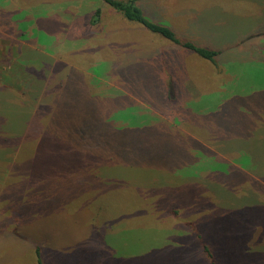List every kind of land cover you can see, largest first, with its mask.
<instances>
[{
    "label": "rangeland",
    "instance_id": "rangeland-1",
    "mask_svg": "<svg viewBox=\"0 0 264 264\" xmlns=\"http://www.w3.org/2000/svg\"><path fill=\"white\" fill-rule=\"evenodd\" d=\"M137 4L219 64L103 0H0V264L38 239L43 264H264V0Z\"/></svg>",
    "mask_w": 264,
    "mask_h": 264
},
{
    "label": "trees",
    "instance_id": "trees-1",
    "mask_svg": "<svg viewBox=\"0 0 264 264\" xmlns=\"http://www.w3.org/2000/svg\"><path fill=\"white\" fill-rule=\"evenodd\" d=\"M103 1L107 3L109 6H111L115 11L122 13V15L126 19L131 20V21H136L140 23L141 25L147 27L152 32L158 33L162 35L163 37H165L166 39L176 44H179L185 47L186 49L195 51L200 57L207 60L210 64H214L215 66L219 64L217 58L222 52L221 49H217L212 46L206 47L203 45H197L192 41L180 39L177 36L176 32L171 27H169L168 25L159 23V22H154L148 16H146L142 7L137 4V0H103ZM101 13H102L101 7H97L95 10L93 19L91 20L92 24H96L99 21V17L101 16ZM102 124H105V123L103 122ZM85 125L88 130V137L93 136L94 138L91 140H87L84 138L83 140L86 143L85 142L80 143L79 141H77L78 142L77 149L85 155L94 154L96 156L100 154L102 155L103 159L107 158V160H111L112 158H114L115 157L114 152L109 151V147H107L109 143L106 141V139L103 140L102 136H100L97 133V131L96 132L94 131L95 129H94L93 124L92 125L85 124ZM122 133L123 132L114 131V136L118 138H122V135H123ZM251 137H254V139L258 140V137L254 135H251ZM261 137L264 138V131ZM242 149L247 151L250 154L255 164L258 163V161L260 162L261 155H260V150L259 148H257V146H255V149H253L252 147H248V148L243 147ZM263 162L264 161L262 160L261 165L263 164ZM85 166H87V162L85 163ZM85 173L86 171L81 173L80 178L82 180L85 179V177L83 176ZM262 175L264 177V173H262ZM26 226L30 232H33L30 228V225H26ZM41 242L42 240L38 239L37 241H35V243L33 242L34 244L32 243L33 244L32 246L37 253L39 264H43L41 257H40V254H41L40 249L41 247H43L44 244H42ZM205 251L206 252L209 251V248L207 246H205ZM208 254L211 258L212 264H217L216 261L213 259V254L210 251Z\"/></svg>",
    "mask_w": 264,
    "mask_h": 264
},
{
    "label": "crops",
    "instance_id": "crops-1",
    "mask_svg": "<svg viewBox=\"0 0 264 264\" xmlns=\"http://www.w3.org/2000/svg\"><path fill=\"white\" fill-rule=\"evenodd\" d=\"M262 160L264 161V159L262 158ZM262 166V170H263V172L262 173H264V162H263V164L261 165Z\"/></svg>",
    "mask_w": 264,
    "mask_h": 264
}]
</instances>
